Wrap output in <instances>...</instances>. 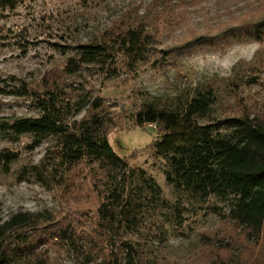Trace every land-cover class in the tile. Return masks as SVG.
Returning a JSON list of instances; mask_svg holds the SVG:
<instances>
[{"label": "trees", "instance_id": "1", "mask_svg": "<svg viewBox=\"0 0 264 264\" xmlns=\"http://www.w3.org/2000/svg\"><path fill=\"white\" fill-rule=\"evenodd\" d=\"M17 2L0 0V9H12ZM166 15L154 11L149 22L144 16L124 14L87 41L65 46L71 48L70 54L36 85L22 81L6 92L0 88V93L22 98L27 109L36 112L2 118L3 139L14 143L27 137L23 144L27 150L52 140L37 163L22 167L21 177H33L48 189L70 191L73 196L82 185L78 179L82 174L84 178L89 176V192L94 193L89 205L77 209L91 226L81 236L71 222L49 226L54 219L51 215L42 217L25 211L10 215L0 223V264H11L22 257L33 264H45L44 259L33 258L34 244H42L44 239L31 244L27 234L44 225L50 229V236L72 249L74 264H156L125 239L123 231L136 227L145 212L154 211L160 187L113 150L107 135L114 117L104 110L103 97L87 77L97 75L103 81L134 77L141 66L163 64L168 49L158 50L156 43L172 24ZM241 21L190 30L175 42L189 48L222 37L261 40L264 8L251 24ZM215 102L213 88L198 87L176 107L145 101L133 112L132 120L138 127L154 124V151L164 163L166 182L181 199L204 201L209 195L232 196L227 213L222 214L259 237L264 231V116L259 112L217 116L213 112ZM80 112L82 115L76 117ZM18 153L0 149L4 170ZM78 237L85 239L84 244L77 243Z\"/></svg>", "mask_w": 264, "mask_h": 264}, {"label": "rangeland", "instance_id": "2", "mask_svg": "<svg viewBox=\"0 0 264 264\" xmlns=\"http://www.w3.org/2000/svg\"><path fill=\"white\" fill-rule=\"evenodd\" d=\"M263 8L264 0H18L14 8L0 9L2 92L22 81L36 85L70 54L71 48L65 46L87 41L124 14L144 16L149 22L154 11L169 15L172 24L156 43L158 50L168 49L163 64L141 66L134 77L104 81L97 75L87 77L103 97L104 110L114 117L107 135L113 150L160 187L154 211L145 212L136 227L123 231L124 238L151 262L261 264L264 260V231L257 237L223 215L232 196L209 195L204 201L181 199L166 182L164 163L154 151V124L138 127L132 120L133 112L145 101L176 107L191 96L194 88L203 86L214 89L213 112L217 116L240 112L264 116V36L261 40L222 37L189 48L175 42L190 30L232 25L242 19L251 24ZM31 114L36 112L28 110L22 98L0 93V120ZM81 115L77 113L76 117ZM27 139L9 143L0 133V149L19 151L7 171L0 162V223L17 211H25L53 216L49 223L53 228L71 222L78 235L88 233L89 219L77 209L93 201L89 176H78L82 185L73 196L70 191L48 189L33 177L23 179L22 167L37 163L52 144L47 139L27 150L23 145ZM49 230L44 225L27 233L31 244L44 239L42 244H34L33 258L44 259L45 264L76 263L72 249L50 236ZM84 240L78 237L77 243L82 245ZM33 263L22 257L11 264Z\"/></svg>", "mask_w": 264, "mask_h": 264}]
</instances>
